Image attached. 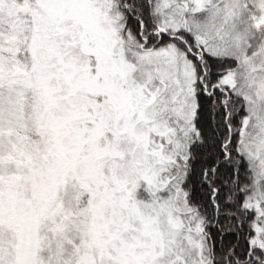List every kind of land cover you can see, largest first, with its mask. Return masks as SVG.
<instances>
[{"label": "snow or ice", "instance_id": "1", "mask_svg": "<svg viewBox=\"0 0 264 264\" xmlns=\"http://www.w3.org/2000/svg\"><path fill=\"white\" fill-rule=\"evenodd\" d=\"M0 264H264V0H0Z\"/></svg>", "mask_w": 264, "mask_h": 264}]
</instances>
